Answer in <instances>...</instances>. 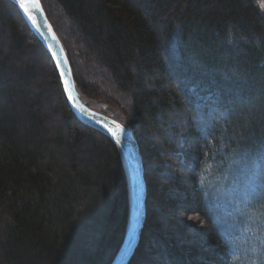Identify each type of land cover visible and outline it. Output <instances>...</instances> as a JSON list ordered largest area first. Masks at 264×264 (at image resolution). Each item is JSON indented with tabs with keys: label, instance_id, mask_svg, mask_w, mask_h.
Returning <instances> with one entry per match:
<instances>
[{
	"label": "trees",
	"instance_id": "16d2710c",
	"mask_svg": "<svg viewBox=\"0 0 264 264\" xmlns=\"http://www.w3.org/2000/svg\"><path fill=\"white\" fill-rule=\"evenodd\" d=\"M41 2L78 90L138 141L148 211L130 264H264L259 1ZM234 166L250 179L235 218L218 210ZM128 218L116 145L76 118L48 52L0 0V264H111Z\"/></svg>",
	"mask_w": 264,
	"mask_h": 264
},
{
	"label": "water",
	"instance_id": "95a60500",
	"mask_svg": "<svg viewBox=\"0 0 264 264\" xmlns=\"http://www.w3.org/2000/svg\"><path fill=\"white\" fill-rule=\"evenodd\" d=\"M9 1L17 7L32 33L53 60L73 114L82 123L110 138L120 153L128 182L129 218L123 243L111 264H130L140 247L147 220L148 186L138 141L127 123L89 108L81 101L82 94L77 88L67 51L41 0H23L28 8L27 12L16 0ZM117 125L120 127L117 128ZM120 128L124 130L122 133Z\"/></svg>",
	"mask_w": 264,
	"mask_h": 264
},
{
	"label": "rangeland",
	"instance_id": "374dc122",
	"mask_svg": "<svg viewBox=\"0 0 264 264\" xmlns=\"http://www.w3.org/2000/svg\"><path fill=\"white\" fill-rule=\"evenodd\" d=\"M258 1H259L260 7L264 11V0H258ZM66 26L67 28L70 29V25H66ZM230 43L232 45H238L240 41L234 35H232L230 38ZM99 76L100 75H98V77ZM83 97H85V99L91 104L92 109L106 108V109L113 110L118 114L119 116L118 118L122 119L125 123H127V121L124 119V117L121 115L118 109L111 106L110 104L103 101L102 99H92L84 95ZM248 173L249 171L247 170L246 166L244 167L234 166L230 170H228L227 173L222 177L223 178L221 180L222 189H220V195L222 198L220 200V205L218 206V210L220 211L222 210L228 216L235 218L234 216H236V214L239 211L243 196L245 198V194L247 192L245 190L248 188V185L250 184ZM238 233L235 232V234H237V237L241 238L242 241H246L245 235L240 232Z\"/></svg>",
	"mask_w": 264,
	"mask_h": 264
},
{
	"label": "bare ground",
	"instance_id": "6f19581e",
	"mask_svg": "<svg viewBox=\"0 0 264 264\" xmlns=\"http://www.w3.org/2000/svg\"><path fill=\"white\" fill-rule=\"evenodd\" d=\"M80 99H81V101L87 106V107H89V108H92V106H91V104L85 99V97H83L82 95H80ZM101 103V102H100ZM99 105V104H98ZM101 105V104H100ZM95 110H98V111H100V112H103V113H105V114H107V115H109V116H111V117H115V118H117V119H120V118H118L119 116H118V114L115 112V111H113V110H110V109H106V108H101V109H97V108H94ZM124 124H126L122 119H120Z\"/></svg>",
	"mask_w": 264,
	"mask_h": 264
},
{
	"label": "snow or ice",
	"instance_id": "6c2138e0",
	"mask_svg": "<svg viewBox=\"0 0 264 264\" xmlns=\"http://www.w3.org/2000/svg\"><path fill=\"white\" fill-rule=\"evenodd\" d=\"M16 2L20 5L21 8L24 9L25 12L28 11V8H27V6L24 4L23 0H16ZM37 7H38V5H37ZM119 127H120V126L117 125V128H119ZM120 131H121V133H122L124 130H123L122 128H120Z\"/></svg>",
	"mask_w": 264,
	"mask_h": 264
}]
</instances>
